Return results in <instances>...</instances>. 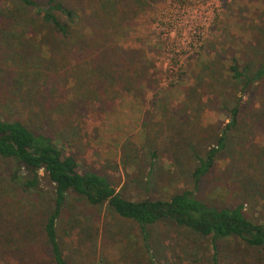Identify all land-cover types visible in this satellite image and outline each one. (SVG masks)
Returning a JSON list of instances; mask_svg holds the SVG:
<instances>
[{
    "label": "trees",
    "instance_id": "16d2710c",
    "mask_svg": "<svg viewBox=\"0 0 264 264\" xmlns=\"http://www.w3.org/2000/svg\"><path fill=\"white\" fill-rule=\"evenodd\" d=\"M154 1L6 0L0 5V50L13 53L11 59H19L14 65L20 69L0 71V160L8 164L10 181L23 191L42 195L43 184L51 187L50 208L40 223L33 216H23L11 219L7 225L0 214V263L71 264L59 220L72 196L94 208L106 206L115 217L136 225L139 235L134 244L139 247L134 248L129 240L127 245L131 248L126 246L123 252L128 263L140 256L148 257L149 264H156V249H160L163 238L157 237L153 228L171 225L182 233L181 240L171 241L180 248L172 254L182 255L181 259L184 255L198 260L205 244L214 264L228 256L235 264H264V220L255 215L256 209L249 202L250 195H262L258 176L247 174L239 180L246 185L247 193L236 202H216L211 200L215 195L205 196L208 189L204 190L210 185L207 180L221 155L235 160L242 146L235 133L248 125L245 116L249 103L245 96L252 99L254 94L260 95V107L251 125L264 130V52L259 59L248 53L243 58L233 56L226 67L227 80L215 85L213 96L228 115V122L217 127L212 140L201 145L200 138L192 141L183 136L189 142L176 147L177 153L189 147L195 158V164L187 171L193 188L162 197L128 198L105 173L67 153L70 140H65V129L53 127L54 122L62 123L61 117H65L63 106L80 109L83 103L77 104L98 89L101 91L97 95H113L124 89L137 91L152 76V65L144 51L123 47L119 35ZM31 55L39 70L37 75H31L30 66L25 65ZM212 64V59L203 62L202 74L186 88L179 111L189 110L198 116L206 107L202 90L208 95L213 93L214 80L219 77L210 71ZM51 67L67 74L69 80L64 88L67 84L72 86L67 96L57 94L61 89L44 90L50 71L44 74L42 69ZM20 76L47 79L40 83L39 92L38 88L33 90L34 83L25 84L27 81ZM55 86L61 88L60 83ZM19 107L28 112H20ZM57 107L61 112L54 114L51 108ZM161 112L168 120L169 112ZM156 154L151 151V158ZM248 154L255 172L264 175V153L258 155L250 147ZM233 185L222 186L226 192L232 188L240 192L239 185ZM219 187L212 186L211 195Z\"/></svg>",
    "mask_w": 264,
    "mask_h": 264
},
{
    "label": "rangeland",
    "instance_id": "374dc122",
    "mask_svg": "<svg viewBox=\"0 0 264 264\" xmlns=\"http://www.w3.org/2000/svg\"><path fill=\"white\" fill-rule=\"evenodd\" d=\"M5 2L6 0H0V5ZM173 4L188 11L183 18L186 24L191 17L205 23L203 36L196 45L198 47L187 45L188 29L168 23L174 9ZM122 31L119 44L125 48L143 50L152 65V76L137 91L124 89L113 95H97L101 91L98 89L95 91L97 93L92 95V92L77 104L83 103L80 109L63 106L61 110H66L65 117H61L62 123L54 122L53 127L65 129V140H70V143L67 142V153L105 173L117 182L118 190L128 198L162 197L193 188L187 171L195 164V158L189 147L181 148L182 152L179 153L176 147L189 142L185 141V137L192 141L200 138L201 145H207L217 127L228 122V115L220 109L218 100L213 96L217 90L215 85L227 80L226 67L233 56L243 58L248 53L249 56L262 58L264 0H156L150 8L139 13L132 25ZM173 48L180 49L182 53L173 55ZM9 53L0 50V71L4 69V73L7 69L12 72L20 70L14 65L19 59L12 60L13 53ZM210 59L213 60L210 71H214L219 77L214 80L213 93L208 95L202 90L201 98L206 107L198 116L189 110L179 111L186 88L197 82L196 79L202 74L203 62ZM34 61L35 58L31 55L28 63L25 62V65L30 66L31 75L39 72ZM47 71H50L48 79L20 77L27 81L25 84L34 83L36 87L33 90L38 88L39 92L40 83L47 79L45 91L50 88L55 91L61 89L57 94L67 96V90L72 86L67 84L64 88L69 79L63 69H42L44 74ZM56 83H60L61 88H58L59 85L55 86ZM40 95L43 96L41 93ZM244 99L249 103V112L245 116L248 125L235 133L241 138L242 146L238 149L235 160L221 155L217 168L207 180L211 187L209 185L204 190L208 189L205 196L215 195L211 200L216 202H236L242 200L247 193L246 185L239 180L244 175L255 174L261 180L262 195H250L249 202L256 209L255 215L264 220V175L255 172L248 154L250 147L258 155L264 153V130L251 125L260 107L261 97L254 94L252 99L248 96ZM58 108L51 110L58 114L61 112ZM161 111L169 112L168 120L163 118ZM20 112L27 113L28 110L22 109ZM209 125H213L211 129L208 128ZM243 130H247L246 133ZM153 150L157 153L154 159L150 156ZM8 171V164L0 160V214L7 220L6 224L9 225L13 218L23 216H33L40 223L50 208L51 187L43 184L45 192L42 195L23 191L10 181ZM233 184L239 185L240 192L237 189L234 191L235 188L230 192L223 189L222 185L233 187ZM216 185L221 187L216 194L213 192L211 195L213 190L210 189ZM153 229L157 237L163 238L158 245L160 249H156V264H214L205 244L198 260L192 261V257L184 255L181 259L182 255L178 257L177 253L172 254L180 249L178 245L173 246L172 242L175 238L181 240L182 233H177L171 225L156 226ZM59 231L71 264L150 263L148 257L140 256L132 263L127 262L123 252L126 246L127 249L131 248L127 245L129 240L133 242L134 248L139 247L134 244L139 231L135 224L112 215L106 206L94 208L85 204L83 199L77 200L69 196L65 212L59 220ZM211 252L212 250L210 254ZM235 263L230 256L220 259V264Z\"/></svg>",
    "mask_w": 264,
    "mask_h": 264
},
{
    "label": "built area",
    "instance_id": "2783aa9c",
    "mask_svg": "<svg viewBox=\"0 0 264 264\" xmlns=\"http://www.w3.org/2000/svg\"><path fill=\"white\" fill-rule=\"evenodd\" d=\"M172 7H174V9L168 23L171 26H178V28H182V29L184 27L185 30L188 29L186 36V38L188 39L187 45L189 47H194V48L198 47L196 45L198 44L200 38L203 36V27H205V23L203 21H198V19L191 17L190 21L186 24V22H183V18L185 17V14L188 13V11H186L181 6H177V4H173ZM199 44H201V42ZM173 49H174L173 50L174 53H172L173 55L177 53H182V51L180 49L178 50V48H173ZM179 64L180 62L176 64L175 69H177Z\"/></svg>",
    "mask_w": 264,
    "mask_h": 264
}]
</instances>
